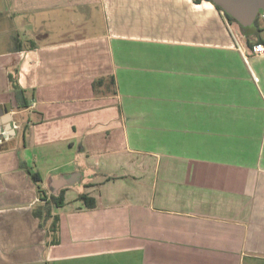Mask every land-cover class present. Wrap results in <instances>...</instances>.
Instances as JSON below:
<instances>
[{
    "label": "crops",
    "instance_id": "1",
    "mask_svg": "<svg viewBox=\"0 0 264 264\" xmlns=\"http://www.w3.org/2000/svg\"><path fill=\"white\" fill-rule=\"evenodd\" d=\"M201 4L222 13L207 0H0V264H264V53L245 43L264 39V11L241 35L242 81L220 84V100L210 83L203 116L200 83L185 81ZM205 122L206 158L168 130ZM26 168L62 192L58 242Z\"/></svg>",
    "mask_w": 264,
    "mask_h": 264
},
{
    "label": "rangeland",
    "instance_id": "2",
    "mask_svg": "<svg viewBox=\"0 0 264 264\" xmlns=\"http://www.w3.org/2000/svg\"><path fill=\"white\" fill-rule=\"evenodd\" d=\"M189 1V0H188ZM200 6V7H199ZM196 6V8H200L201 11H199L200 14V28L197 32V36L199 37L201 41V60L199 67L196 65L197 63H192V67L190 68V73L185 74V81L186 82H195L196 80L201 85V113L203 116H207L209 107L214 104V102L209 101V93H208V86L210 83L215 84L217 83L218 89L220 90L221 86L224 88V84L226 81L229 82V79L234 84H240L241 80V72L240 69H237L236 67H239V61L244 62V58L246 55L242 54L238 48H237V42L238 44H243L244 40L241 37L239 28L237 24H229L225 19H223V13H219V16L215 15L216 13L211 12L209 8L206 6H203V4ZM187 12V11H186ZM191 18V17H190ZM260 18V16L258 17ZM221 21L224 22V28L218 27L217 22L220 24ZM253 25L244 27L243 30L248 32L251 30ZM201 29V30H200ZM232 40V42H231ZM188 43H186L187 45ZM198 44V43H190ZM214 49L216 51H214ZM189 50L192 52V47L188 49L186 48V54H192L189 52ZM232 51L235 53V55H228L229 52ZM247 53V49H246ZM249 55V54H248ZM247 57V56H246ZM196 62V59H195ZM195 68V73H193L192 68ZM229 68V69H226ZM200 70V75L196 74L197 69ZM254 79V78H253ZM198 84V83H197ZM217 91V98L218 100L224 98V90ZM222 93V95H221ZM191 99L193 102H196L195 104H198V98L195 96V98L192 97ZM197 98V99H196ZM217 108L218 111H221L224 109V103L223 102H217ZM219 114H222V112H219ZM164 125L162 124H155V128L160 131V129ZM168 130L169 133L174 136V132H176V129H171L172 126H181L182 131L180 130V135L183 134L187 136V142H190L192 140H195L196 144L200 146L201 149V157L206 158L207 154V148H208V141H209V130H208V123H202L201 127L199 129H193L190 124H168ZM180 127V128H181ZM185 129H184V128ZM179 135V136H180ZM179 138V137H178ZM177 139V138H176ZM175 139V140H176ZM174 140V141H175ZM173 141V142H174Z\"/></svg>",
    "mask_w": 264,
    "mask_h": 264
},
{
    "label": "trees",
    "instance_id": "3",
    "mask_svg": "<svg viewBox=\"0 0 264 264\" xmlns=\"http://www.w3.org/2000/svg\"><path fill=\"white\" fill-rule=\"evenodd\" d=\"M193 1L198 3L201 0H193ZM207 1H210V0H207ZM214 6L222 12V8L219 5L214 4ZM222 13L226 21L229 24H237L240 34L244 35V32H246L243 30L244 27H242L232 16H230L226 12H222ZM259 14L260 13L256 15L253 21L252 27L257 26ZM256 31H260V29L257 27ZM258 41L264 43V39H260ZM245 43L248 47L251 48L252 43L249 41L248 37H245ZM18 48H20V46ZM9 79H10L12 87L14 88V94L19 99L21 97L22 91L19 89V86L16 80L13 79L12 75H9ZM26 172L29 173L31 179L35 182L36 188L38 190V196L41 201L39 204H37L33 208V213L39 219L40 226L46 229L47 234H49L50 239L48 240V242H52V243L58 242L59 241V228H58L59 219L57 215L52 213L51 205H56V206L62 205L63 203V198L61 194L62 192L60 191L58 195H53V194L48 195L40 184L41 182L40 176L36 172H30L28 168H26ZM78 198L87 207H91L95 204L94 198L89 197L86 194H80Z\"/></svg>",
    "mask_w": 264,
    "mask_h": 264
},
{
    "label": "water",
    "instance_id": "4",
    "mask_svg": "<svg viewBox=\"0 0 264 264\" xmlns=\"http://www.w3.org/2000/svg\"><path fill=\"white\" fill-rule=\"evenodd\" d=\"M212 4H217L232 16L242 27L253 24L256 15L264 11V0H210ZM0 120L11 127V117L5 114L0 108Z\"/></svg>",
    "mask_w": 264,
    "mask_h": 264
},
{
    "label": "built area",
    "instance_id": "5",
    "mask_svg": "<svg viewBox=\"0 0 264 264\" xmlns=\"http://www.w3.org/2000/svg\"><path fill=\"white\" fill-rule=\"evenodd\" d=\"M237 48L242 54L246 55L244 43L241 45V44H238L237 42ZM250 52H252L253 54H263L264 53V43L257 42V43L252 44ZM246 56L244 58L247 60L248 56L247 57ZM12 126L16 127L15 122L12 123ZM8 138H9L8 132L4 129H1L0 130V145L4 143L6 140H8Z\"/></svg>",
    "mask_w": 264,
    "mask_h": 264
}]
</instances>
